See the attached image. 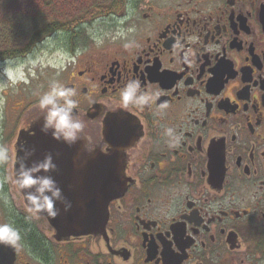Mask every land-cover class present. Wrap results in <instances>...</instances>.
Segmentation results:
<instances>
[{
	"label": "flooded vegetation",
	"instance_id": "1",
	"mask_svg": "<svg viewBox=\"0 0 264 264\" xmlns=\"http://www.w3.org/2000/svg\"><path fill=\"white\" fill-rule=\"evenodd\" d=\"M105 6L76 20L57 74L91 137L78 141L117 152L122 194L102 232L58 238L12 182L44 113L13 132L3 122L0 144L14 159L0 165V222L21 241L0 244V264H264V0H122L112 15ZM131 79L151 106L121 107ZM73 169L39 175L66 188Z\"/></svg>",
	"mask_w": 264,
	"mask_h": 264
},
{
	"label": "rangeland",
	"instance_id": "2",
	"mask_svg": "<svg viewBox=\"0 0 264 264\" xmlns=\"http://www.w3.org/2000/svg\"><path fill=\"white\" fill-rule=\"evenodd\" d=\"M113 1L0 0V51L25 48L34 31L40 33L54 23L59 26H75L76 20H88L86 18L94 12L93 7L107 6ZM107 21L110 22L109 18ZM60 31L62 29L40 35L25 57L0 60V125L4 122L11 132L24 119L38 116V100L49 91L53 81L62 83L63 79L57 72L66 65L63 59L67 54L62 49L66 44V34ZM21 61L36 62L35 77L29 76L28 83L3 87L7 83L4 75L6 63Z\"/></svg>",
	"mask_w": 264,
	"mask_h": 264
},
{
	"label": "clouds",
	"instance_id": "3",
	"mask_svg": "<svg viewBox=\"0 0 264 264\" xmlns=\"http://www.w3.org/2000/svg\"><path fill=\"white\" fill-rule=\"evenodd\" d=\"M134 29H129L133 31ZM122 31L117 36H123ZM125 48L129 45L125 44ZM191 52L185 53L183 57L184 63L191 65L193 60L189 59ZM31 64V66H29ZM36 62H7L4 68V75L7 83L2 85L7 87L18 83H28V77H35ZM76 95L75 89L65 87L59 82L53 81L49 91L40 96L38 107L44 113V124L42 131L51 132L56 140H63L71 145L79 139H84L91 143V137L84 134V124L78 118L79 113L74 114V110L78 108V102L74 99ZM158 95V94H157ZM121 107L127 109L130 104L143 108L151 106L153 96L141 91V84L138 80L131 79L127 81L120 92ZM166 135L171 138L170 147H178L180 137L175 134V130L168 128ZM31 153H26V157ZM10 155L9 148L0 144V165L13 160ZM51 155L46 156L42 161L33 162L31 166L21 162L20 167L12 178V182L17 189L24 193L27 201V211L33 216L38 217L42 212H46L49 217L55 218L58 214L55 208V202L61 199V189L57 186L56 181L51 176L39 175V173H47L55 170ZM24 190H30L25 192ZM21 241L20 231L10 222H0V244L18 248Z\"/></svg>",
	"mask_w": 264,
	"mask_h": 264
},
{
	"label": "water",
	"instance_id": "4",
	"mask_svg": "<svg viewBox=\"0 0 264 264\" xmlns=\"http://www.w3.org/2000/svg\"><path fill=\"white\" fill-rule=\"evenodd\" d=\"M43 124L44 117L36 122L34 135L26 138V143L18 150L15 171L21 162L31 166L33 162L42 161L48 155H51L56 165L55 170L50 172L60 170L63 164L73 165L76 175L70 177L69 185L66 188L58 186L62 196L54 205L57 216L52 218L46 212L41 214L57 231L58 238L99 234L105 229L110 203L122 194L118 186L122 169L117 152L106 155L97 150L87 151L83 141L69 145L63 140L54 139L50 131H42ZM29 152L31 155L25 159ZM81 157L83 159L80 160ZM22 194L27 205L25 195Z\"/></svg>",
	"mask_w": 264,
	"mask_h": 264
},
{
	"label": "trees",
	"instance_id": "5",
	"mask_svg": "<svg viewBox=\"0 0 264 264\" xmlns=\"http://www.w3.org/2000/svg\"><path fill=\"white\" fill-rule=\"evenodd\" d=\"M121 4L122 0H114L112 4L105 6L107 15H112L116 13L117 10L121 7ZM61 29L64 30L68 41L75 39L74 36H76V31L73 26H59L57 23H54L52 27L48 26L47 28L43 29L40 33L38 32V30L34 31V33L32 32L33 34H31L29 43L25 48L0 51V60H14L25 57L31 51V47L37 43L38 37L40 35H46L45 33H52Z\"/></svg>",
	"mask_w": 264,
	"mask_h": 264
}]
</instances>
